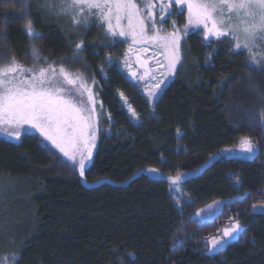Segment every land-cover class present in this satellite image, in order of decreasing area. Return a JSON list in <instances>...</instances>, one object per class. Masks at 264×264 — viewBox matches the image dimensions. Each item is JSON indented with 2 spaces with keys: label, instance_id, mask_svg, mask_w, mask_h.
<instances>
[{
  "label": "trees",
  "instance_id": "1",
  "mask_svg": "<svg viewBox=\"0 0 264 264\" xmlns=\"http://www.w3.org/2000/svg\"><path fill=\"white\" fill-rule=\"evenodd\" d=\"M43 3L0 0V64L15 58L33 66V45L41 59L59 61L83 40L81 60L65 66L97 82L98 144L83 179L35 135L19 143L0 138V258L16 257V264H264V214L253 212L264 204V70L237 54L231 38L207 45L191 33L181 41L172 79L150 105L122 69L121 42L110 46L113 39L98 22L76 27ZM28 20L38 38L26 34ZM177 20L183 27L185 14ZM242 138L257 143L260 153L252 160H214L181 184V197L165 179L137 176L145 168L167 177L197 172ZM237 197L244 199L226 205L214 222H198L203 208ZM231 217L242 232L209 255L208 238Z\"/></svg>",
  "mask_w": 264,
  "mask_h": 264
},
{
  "label": "snow or ice",
  "instance_id": "2",
  "mask_svg": "<svg viewBox=\"0 0 264 264\" xmlns=\"http://www.w3.org/2000/svg\"><path fill=\"white\" fill-rule=\"evenodd\" d=\"M20 6L27 8V3ZM157 6L159 13L155 11ZM173 6L180 14L186 10L187 24L201 28L205 40L231 37L237 54H246L254 68L264 70V0H44L42 5L50 15L69 17L76 27L98 22L99 27L105 29V38L113 37L110 46H115L116 37L125 41L130 39L129 53L137 45L155 44L167 61L168 72L174 70L179 59L177 53L181 39L175 29L163 34L166 17L174 14ZM24 27L29 38L41 35L34 30L31 20ZM83 50L81 40L74 45L72 57L50 61L41 59L39 50L33 45L32 67H25L15 58L0 64V129L19 140L20 129L27 132L24 127L27 125L39 131L73 163L79 153L81 175L84 153L87 151L90 156L89 141L95 140L94 124L98 117L93 86L97 82L92 79L89 83L83 73L73 72L65 65L80 61ZM128 59L126 54L125 66ZM139 59L137 57V61ZM107 63H112L111 58ZM162 82L154 87L159 89ZM156 96V91L149 93L150 98ZM131 111L135 116V111ZM240 149L247 154L256 152L249 138L241 139ZM239 233L240 225L234 223L224 231V236L236 239ZM210 243L212 248L209 251L219 252L229 240L213 239ZM3 264H8L6 258ZM12 264H15V257Z\"/></svg>",
  "mask_w": 264,
  "mask_h": 264
},
{
  "label": "rangeland",
  "instance_id": "3",
  "mask_svg": "<svg viewBox=\"0 0 264 264\" xmlns=\"http://www.w3.org/2000/svg\"><path fill=\"white\" fill-rule=\"evenodd\" d=\"M172 10L174 11V14L171 17H166V23L163 25V28H164L163 34L171 33L174 29L177 30L181 36L180 44H181V41L191 33L200 34L201 37L203 38L205 44H207V45H211L216 41L224 39V38L216 39L213 37V38H210L209 40H205L204 39V32L202 31L201 28H198L194 25H188L187 24V12H186V10L184 11L185 24L183 27H179L178 20H177V17L180 14L179 10L176 9L175 6H173ZM155 11L157 13H159V7L158 6L155 9ZM158 19H159V16L157 15V20ZM173 21L175 22L174 24H173ZM228 38H231V37H228ZM112 39H113V37H112ZM115 40L118 42H121L124 45L125 50H126V54L129 58L128 64H127V66H125V63H124L125 58H126V54H125V58L123 60V68H122L125 75L127 76V78L130 81H132L134 84H136L139 87V89L147 96L150 105H153L159 99L162 91L164 90V88L168 85V83L172 79L174 72L176 70V67L179 63V59L176 62V66H175L174 70L172 72H168L167 67H166L167 61L165 60V57L163 55H161L160 49L155 44L149 43L147 45H137V46H135L134 51L129 53V47L131 45L130 39L125 41L124 38L116 37ZM142 48H146L147 50L142 51L141 50ZM177 55L180 58L179 51H178ZM137 57L140 58L139 61H137ZM161 64H163L165 66H161ZM73 72H76V71H73ZM79 72H81V71H79ZM81 73H83V72H81ZM132 73H135V76H133ZM83 74L85 75V77L88 78L89 83H91V80L93 78L91 76L87 75L86 73H83ZM141 76H143L144 78L140 79ZM160 81H163V82L160 83L159 89H156L154 86L156 83H158ZM93 91L95 93V85L93 86ZM152 91H156L157 96L150 98L149 93ZM122 100L124 102V105H125L128 113H129V115L131 116V118L134 121L139 122V116L137 115V113L135 112L136 113L135 116L132 115L131 110H134L133 107L127 102V100L124 97L122 98ZM95 101H96V103H95L96 116L98 117V115H97L98 103L96 100V95H95ZM97 122H98V120L94 124L95 140L89 141V146L91 147V154L89 156L87 151H85V153H84L85 154V161H84L83 175H81V171H80V167H79V163H78L80 160V154L79 153L76 154V163H73L71 160L68 159V157H65L63 155V153H61L59 151L58 148H56L54 145H52V143L50 141L45 140L44 136L41 135V133L39 131H37L36 129H31L27 125H25L24 127L27 128L28 131L25 132L23 129H20L21 136H20L19 140H16L15 138H12V137H9L3 129H0V138L7 140V141H10V142H13V143H19L25 134L35 135V136L39 137L43 146L54 150L61 157V159L64 162L68 163L71 167L75 168L80 173L82 178L84 179V172L90 166V164L93 160V156L95 154V151L97 149V144H98ZM240 141L241 140H239V142L237 143L236 146L221 150V151L217 152L216 154H214L210 158V160L197 172H194L191 174H184V175H180V176H176V177H167L166 175L161 173L156 168H145V169H142L141 171H139L137 176L147 175L148 177L153 178V179H165L170 183V185L172 187V192L176 195V197L177 198L181 197V184L184 181H186L188 178L197 175L199 172H201L205 167H207L214 160H216L220 157L237 158V159H242V160H252L255 156H257L260 153L259 145H257V143H255L253 141L252 142H253L254 148L256 149L255 154H247V153L242 152L240 149ZM92 145H94V146H92ZM176 178H179V179L176 180V183H173V180ZM102 182H104V181H100L99 183H94V185L100 184ZM242 199H244V197H237V198L230 199V200H224V201L221 200V201L214 202L211 205L200 210L197 213L196 218H197L198 222L201 224L208 223V222H214L216 220V218L219 217L223 213L226 205H230V204L234 203L235 201H239ZM253 212L264 214V204H259V205L254 206ZM231 218H234V217H231ZM231 218H226V221L228 222L227 223L228 226H225L223 228L219 227V225L221 223H218V229L214 232L213 236L208 238L207 245H208V254L209 255H213V254L217 253V251H215V250H213L211 252L209 251V249L212 248V245L210 243L211 240L218 239V240L223 241L225 239H228L229 240L228 245H229L230 243L234 242L238 238L240 233L242 232V230H243L242 225L236 221L231 223L230 222ZM234 223H238L240 225L239 235L236 237V239H231V238L225 237L224 231L226 229H230ZM219 229H221V232L219 234H217ZM5 258L7 259L8 264H12L13 257H1L0 258V264H3ZM16 262H17V258L15 257V264H16Z\"/></svg>",
  "mask_w": 264,
  "mask_h": 264
},
{
  "label": "water",
  "instance_id": "4",
  "mask_svg": "<svg viewBox=\"0 0 264 264\" xmlns=\"http://www.w3.org/2000/svg\"><path fill=\"white\" fill-rule=\"evenodd\" d=\"M234 221H235V218H231L230 222L232 223V222H234ZM220 232H221V229H219V231H218L217 234H219Z\"/></svg>",
  "mask_w": 264,
  "mask_h": 264
}]
</instances>
